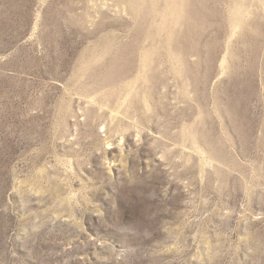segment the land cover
<instances>
[{"label":"rangeland","instance_id":"rangeland-1","mask_svg":"<svg viewBox=\"0 0 264 264\" xmlns=\"http://www.w3.org/2000/svg\"><path fill=\"white\" fill-rule=\"evenodd\" d=\"M0 264H264V0H0Z\"/></svg>","mask_w":264,"mask_h":264}]
</instances>
